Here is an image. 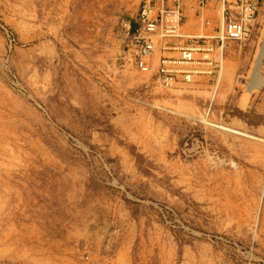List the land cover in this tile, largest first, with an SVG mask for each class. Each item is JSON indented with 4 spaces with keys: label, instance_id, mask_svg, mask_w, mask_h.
<instances>
[{
    "label": "rangeland",
    "instance_id": "1",
    "mask_svg": "<svg viewBox=\"0 0 264 264\" xmlns=\"http://www.w3.org/2000/svg\"><path fill=\"white\" fill-rule=\"evenodd\" d=\"M141 1L0 0V264H264V0L172 91Z\"/></svg>",
    "mask_w": 264,
    "mask_h": 264
},
{
    "label": "built area",
    "instance_id": "2",
    "mask_svg": "<svg viewBox=\"0 0 264 264\" xmlns=\"http://www.w3.org/2000/svg\"><path fill=\"white\" fill-rule=\"evenodd\" d=\"M198 16L210 0H199ZM222 16L221 34L188 37L184 44L171 43L181 38L185 12L181 0H142L136 16L124 20L130 35V55L134 66L142 73L153 70V59L159 52L156 81L168 91L189 87L200 75L219 77L222 71V51L229 41H245L256 21L261 0H219Z\"/></svg>",
    "mask_w": 264,
    "mask_h": 264
},
{
    "label": "crops",
    "instance_id": "3",
    "mask_svg": "<svg viewBox=\"0 0 264 264\" xmlns=\"http://www.w3.org/2000/svg\"><path fill=\"white\" fill-rule=\"evenodd\" d=\"M181 3L185 12V22L181 27L182 37L172 39L171 43L184 44L187 42L188 37L200 35L214 37L221 34L223 22L220 13L221 3L219 0H210L209 5L203 10L204 20H201L198 16V11L200 9L199 0H182ZM201 78L214 79L216 77L200 75L197 76L195 81L189 86L202 85L201 82L203 80Z\"/></svg>",
    "mask_w": 264,
    "mask_h": 264
}]
</instances>
